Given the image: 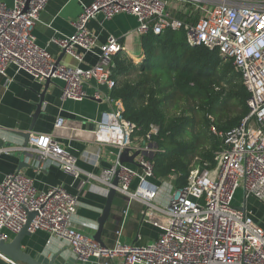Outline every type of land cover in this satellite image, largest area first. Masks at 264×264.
I'll list each match as a JSON object with an SVG mask.
<instances>
[{
	"label": "built area",
	"instance_id": "obj_1",
	"mask_svg": "<svg viewBox=\"0 0 264 264\" xmlns=\"http://www.w3.org/2000/svg\"><path fill=\"white\" fill-rule=\"evenodd\" d=\"M48 1L12 0L11 5L0 1V76L5 77L7 68L13 66L17 73L39 83L59 81L63 102L90 97L107 102L110 108L95 123L92 142L114 148L115 159L98 176L84 173L77 158L59 145L53 133H31L23 150L35 155L37 174L54 165L78 181L77 188L97 181L108 193L117 176L116 190L125 197V209L113 244L101 246L74 225L77 196L62 187L38 191L32 179L10 173L0 181V242L7 243L10 235L18 234L33 213L28 231L45 232L63 242L79 264H264V229L246 208L241 210L243 202L234 206L239 189L246 199L264 205V0H191L212 3L210 8H200L201 17L192 25L172 18L164 0H93L72 22L71 36L49 40L75 63H81L87 54L94 56L95 64L86 68L57 63L37 45L33 27ZM120 14L135 18L140 36L183 29L190 47L215 50L222 60L231 61L247 91L248 114L239 125L225 133L211 128L222 142L214 154V167L194 166L182 188H174L175 175L159 182L154 179L153 157L163 152L152 140L157 128L151 126L145 135L134 137L138 128L122 117L123 109L109 96L115 86L112 60L123 48L114 37L99 44L87 24L98 15L110 20ZM89 82L104 87L106 93L88 96L84 87ZM53 127L62 129L63 119L57 118ZM126 148L130 155L138 152L136 166L119 162ZM83 174L86 178L80 180ZM163 187L167 189L166 202L159 208L155 202ZM134 202L146 210L160 211L166 218L164 231L145 245L122 240L124 220Z\"/></svg>",
	"mask_w": 264,
	"mask_h": 264
},
{
	"label": "crops",
	"instance_id": "obj_2",
	"mask_svg": "<svg viewBox=\"0 0 264 264\" xmlns=\"http://www.w3.org/2000/svg\"><path fill=\"white\" fill-rule=\"evenodd\" d=\"M0 1L7 5L12 3V0ZM92 1L49 0L40 14L39 21L33 27L37 45L44 48L55 60H60L62 64L81 68L94 65L96 61L94 56L87 54L78 64L70 57L63 55L57 46L49 42L54 36H71L74 33L72 22L77 19L82 7L90 5ZM164 1L168 3L167 9L172 18L182 20L189 25L194 24L201 17L200 8L212 6V3L198 4L191 0ZM136 28L135 18L126 14L114 16L110 20H103L102 16L98 15L87 24V29L98 37L99 44L105 43L109 37H114L123 48L120 54L125 55L132 62L142 56L141 38L144 35L140 36L136 32ZM44 83L34 81L23 72L17 73L13 66L7 68L5 77L0 76V137L13 144L11 148L0 149V181L7 174L19 172L32 179L34 187L38 191H46L51 187L64 188L69 194L77 196L78 206L74 221L76 229L87 237L93 236L97 230V220L106 202L107 191L102 184L92 181L94 182L93 186L77 188L78 181L73 180L71 176L60 171L54 165L47 166L42 173L37 174L34 171L36 157L33 152H26L24 164L27 167L24 166L18 171L19 158L16 153L22 149V139L13 135L12 132H27L40 94L44 91ZM60 88L59 81H51L47 87L41 114L35 121L31 133L55 134L58 137L59 145L77 158V165L84 173L98 176L101 170L108 167L115 159L116 150L114 148L92 142L95 123L99 120L100 114L108 110L110 105L104 101L93 100L91 97L81 102H63L60 99ZM84 89L88 96H92L95 92L106 93L104 87L97 86L94 82L87 83ZM114 103L116 105L119 103L123 109L120 101L114 100ZM59 117L63 119V128L55 130L53 125ZM85 178V174H83L80 180ZM135 185L136 183L133 182L131 187L134 188ZM166 196L167 189L163 187L155 206L163 208ZM248 199H251L253 204L246 211L249 212L252 220L264 229V219L261 216L264 213V205L253 198L248 197ZM124 209L125 197L117 193L101 236L105 246L113 244V234L118 228V224L122 222ZM165 224L166 218L160 211L146 210L142 204L134 202L124 220L122 240L126 243L145 245L155 240L164 231ZM13 238L14 235H10L8 242ZM21 249L32 256L44 251L47 256L63 252L65 257L73 258L63 242L57 241L41 231L24 237ZM0 264L13 263L0 256Z\"/></svg>",
	"mask_w": 264,
	"mask_h": 264
},
{
	"label": "trees",
	"instance_id": "obj_3",
	"mask_svg": "<svg viewBox=\"0 0 264 264\" xmlns=\"http://www.w3.org/2000/svg\"><path fill=\"white\" fill-rule=\"evenodd\" d=\"M141 49L138 64L120 53L113 58L109 96L122 103V117L136 125L137 136L157 128L152 140L163 152L153 157L154 179L175 175L179 189L194 166L214 167L222 142L211 128L225 133L239 125L248 114V94L235 72L239 80L230 77L231 61L223 64L217 51L190 47L183 29L148 32ZM189 113H200L201 120Z\"/></svg>",
	"mask_w": 264,
	"mask_h": 264
},
{
	"label": "water",
	"instance_id": "obj_4",
	"mask_svg": "<svg viewBox=\"0 0 264 264\" xmlns=\"http://www.w3.org/2000/svg\"><path fill=\"white\" fill-rule=\"evenodd\" d=\"M62 54L64 55L63 52ZM58 62H60V60H57V63ZM50 83H51L50 80H46L44 83V91L43 93L40 94L39 102L36 105V110L34 114L32 115V122L27 132H24V133L12 132L13 135H16L22 139V146H21L22 149L21 151H18L16 153V156H18L19 158L18 171H20V169L24 166L27 167V165L24 164V156L26 155V152L23 149L27 147L28 139H29L31 132L33 131L34 123L39 117V115L41 114V108L44 102V94ZM0 132H1V128H0ZM12 145H13L12 143L4 141L0 137V149L11 148ZM129 153H130L129 148L124 149L119 155V158H118L119 162L121 164H129L132 166H136L134 159L138 155V152L136 151L132 155H130ZM117 186H118V179H117V176H115L112 181V187L108 190L105 206L101 212L100 217L97 220V230L93 236H89L93 241L97 242L101 246H105L101 240V236H102L105 223L109 217L112 202L114 200L115 195L117 194V190H116ZM245 200H246V195L244 194L243 195V207L241 208V210L243 211L245 210ZM34 215L35 214L33 213L29 214L27 222L25 226L23 227V229L18 234L14 235V238L10 242L8 243L0 242V254L5 259L12 262L13 264H17V263H20V264H77L73 258L65 257L63 252H56L54 254L47 256L45 252L43 251V252H38L37 254L32 256L24 252L21 249L23 238L31 235V233L28 231V228H29V225Z\"/></svg>",
	"mask_w": 264,
	"mask_h": 264
},
{
	"label": "rangeland",
	"instance_id": "obj_5",
	"mask_svg": "<svg viewBox=\"0 0 264 264\" xmlns=\"http://www.w3.org/2000/svg\"><path fill=\"white\" fill-rule=\"evenodd\" d=\"M142 60V56L139 58V59H136V60H134L133 61V63L134 64H138L140 61ZM227 62H230L229 60H223V64H226ZM231 66H232V63H231ZM232 70H233V66H232ZM129 77V76H128ZM230 77L231 78H234L236 81H238L239 79H238V77L234 74V71L232 72H230ZM120 80H123V78L121 77V79ZM173 115V114H172ZM189 115H191L192 117H194L195 118V120L197 121V122H199L200 120H201V114L200 113H195L194 114V116H193V114L192 113H189ZM186 128H188V126H186ZM197 129H198V127H197ZM134 137H137V135L135 134L134 135ZM185 138H187V136H184ZM198 166V165H197ZM242 202H243V193H242V191L239 189L238 191H237V194H236V198H235V201H234V206L235 207H238V206H240V205H242ZM253 203H251V199H246L245 200V206H246V209L247 210H249L250 209V207H251V205H252ZM262 217H263V219H264V213H262V215H261ZM254 217H256V215H254Z\"/></svg>",
	"mask_w": 264,
	"mask_h": 264
}]
</instances>
